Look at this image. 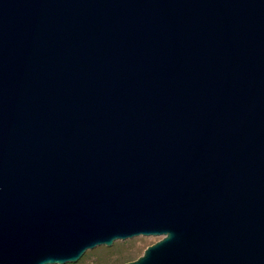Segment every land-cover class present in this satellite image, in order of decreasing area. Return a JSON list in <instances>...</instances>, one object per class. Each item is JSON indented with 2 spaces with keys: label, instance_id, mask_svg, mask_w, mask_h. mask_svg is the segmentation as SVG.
Instances as JSON below:
<instances>
[{
  "label": "water",
  "instance_id": "water-1",
  "mask_svg": "<svg viewBox=\"0 0 264 264\" xmlns=\"http://www.w3.org/2000/svg\"><path fill=\"white\" fill-rule=\"evenodd\" d=\"M264 264V0H0V264Z\"/></svg>",
  "mask_w": 264,
  "mask_h": 264
},
{
  "label": "rangeland",
  "instance_id": "rangeland-1",
  "mask_svg": "<svg viewBox=\"0 0 264 264\" xmlns=\"http://www.w3.org/2000/svg\"><path fill=\"white\" fill-rule=\"evenodd\" d=\"M160 237H136L117 241L111 247H97L84 254L77 263L71 264H126L137 260L144 251L157 243Z\"/></svg>",
  "mask_w": 264,
  "mask_h": 264
}]
</instances>
